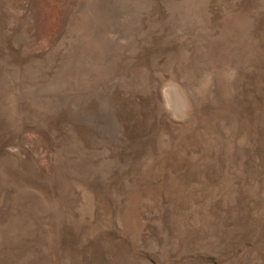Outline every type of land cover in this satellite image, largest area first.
<instances>
[{
  "label": "rangeland",
  "instance_id": "1",
  "mask_svg": "<svg viewBox=\"0 0 264 264\" xmlns=\"http://www.w3.org/2000/svg\"><path fill=\"white\" fill-rule=\"evenodd\" d=\"M0 264H264V0H0Z\"/></svg>",
  "mask_w": 264,
  "mask_h": 264
}]
</instances>
